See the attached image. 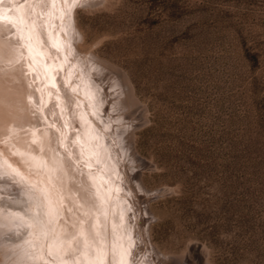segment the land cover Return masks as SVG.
I'll return each mask as SVG.
<instances>
[{"label": "rangeland", "instance_id": "rangeland-1", "mask_svg": "<svg viewBox=\"0 0 264 264\" xmlns=\"http://www.w3.org/2000/svg\"><path fill=\"white\" fill-rule=\"evenodd\" d=\"M106 1L76 13L79 49L125 72L147 113L142 179L168 192L149 203L153 244L264 264V0Z\"/></svg>", "mask_w": 264, "mask_h": 264}, {"label": "bare ground", "instance_id": "bare-ground-1", "mask_svg": "<svg viewBox=\"0 0 264 264\" xmlns=\"http://www.w3.org/2000/svg\"><path fill=\"white\" fill-rule=\"evenodd\" d=\"M102 1L0 0V264L199 262L153 244L166 188L144 184L132 133L147 113L125 72L79 49L76 13Z\"/></svg>", "mask_w": 264, "mask_h": 264}]
</instances>
